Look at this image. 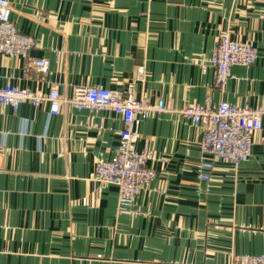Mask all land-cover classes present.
Wrapping results in <instances>:
<instances>
[{"label": "crops", "instance_id": "obj_1", "mask_svg": "<svg viewBox=\"0 0 264 264\" xmlns=\"http://www.w3.org/2000/svg\"><path fill=\"white\" fill-rule=\"evenodd\" d=\"M9 2L17 28L38 42L30 55L50 65L40 80L25 74L23 58L2 56L1 86L124 93L144 64L137 94L171 110L137 121L136 147L154 152L158 175L120 211L118 188L92 180L119 146L118 114L0 105V264H234L264 253V126L246 161L216 162L202 179L201 126L179 112L193 102L263 104L264 0ZM226 30L258 58L234 66L218 90L202 60Z\"/></svg>", "mask_w": 264, "mask_h": 264}, {"label": "built area", "instance_id": "obj_2", "mask_svg": "<svg viewBox=\"0 0 264 264\" xmlns=\"http://www.w3.org/2000/svg\"><path fill=\"white\" fill-rule=\"evenodd\" d=\"M37 45L33 36L17 28L12 19L9 0H0V59L2 56L21 57L25 74L34 73L43 80L49 71L50 62L45 57L30 55V50ZM257 58L258 50L253 43L233 39L229 30H226L221 33L212 56L202 60V68L205 71L209 66L214 67V86L223 90L234 77V66H251ZM146 77V67L141 64L137 68L135 82L128 84L124 93L102 86H77L70 96L63 95L57 84L44 92L8 83L0 85V105L17 111L24 103L37 107L48 102L51 114H58L64 107L90 113L112 110L118 114L123 122V128L119 131V146L111 159L99 160L95 164L92 180L95 184L115 185L118 188L119 209L123 211L137 202L141 192L158 175L157 169L151 165V161L156 158L154 152L147 148L138 150L136 147V123L153 112L171 110L162 98L151 101L145 94H137L136 82L145 83ZM179 112L201 126V150L205 155L202 179L210 178L209 171L216 162L240 164L246 161L252 154L255 133L264 126V102L256 107L226 101L217 104L211 101L206 104L193 102ZM4 151L5 147L0 143V157ZM159 160L166 162L164 158ZM234 264H264V253L239 256Z\"/></svg>", "mask_w": 264, "mask_h": 264}]
</instances>
